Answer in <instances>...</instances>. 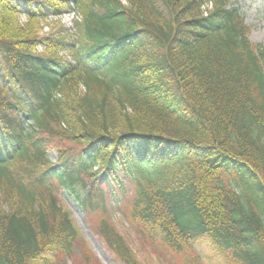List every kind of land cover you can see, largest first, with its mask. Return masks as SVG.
<instances>
[{
    "label": "trees",
    "instance_id": "obj_1",
    "mask_svg": "<svg viewBox=\"0 0 264 264\" xmlns=\"http://www.w3.org/2000/svg\"><path fill=\"white\" fill-rule=\"evenodd\" d=\"M21 8L81 20L39 37L9 22ZM248 32L230 0H0V264L72 257L82 234L62 190L85 213L124 201L134 230L167 251L206 240L264 264V48ZM82 69L87 94L45 130L38 116ZM99 232L120 263L141 264L109 222Z\"/></svg>",
    "mask_w": 264,
    "mask_h": 264
},
{
    "label": "rangeland",
    "instance_id": "obj_2",
    "mask_svg": "<svg viewBox=\"0 0 264 264\" xmlns=\"http://www.w3.org/2000/svg\"><path fill=\"white\" fill-rule=\"evenodd\" d=\"M237 7L241 14L243 22L246 23L249 29V41L254 46L264 48V0H230ZM19 14H8V20L15 29H22L27 32H33L39 37H51L52 35H62V28H69L73 25V19L70 16L62 15L61 17H36L31 18L26 14L24 8L20 9ZM45 48L42 46L37 48V51L42 53ZM61 54H70L63 52ZM102 74V75H101ZM100 76L108 77V71H104ZM86 71L78 70L74 74L64 77L62 86L56 89L53 93V100L50 108L44 109L38 116L41 125L50 129H60L61 103L75 102L81 96L86 95L88 87L85 83ZM38 127V126H37ZM44 130V131H45ZM57 152L52 150L49 152V159L57 161ZM18 162V161H17ZM12 169V168H11ZM222 179L225 183L233 184L235 187L236 180L231 176L222 174ZM240 186L249 198H257V190L253 183L246 184L241 180L238 181ZM89 189H82L81 194L85 195ZM132 190V189H131ZM135 192H130L127 198L132 199ZM60 201L63 206L72 212L73 220L79 227L82 234L81 240L78 242L77 248L74 250L72 257L66 260L63 264H83L85 254H89L93 264H122L109 250L106 242L100 235L99 229L104 221L110 223L116 231L122 234L124 239L129 243L133 252L137 254L141 264H236L229 260L224 251L210 245L206 240H200L184 248V250L176 254L170 250L161 248L158 244L152 243L151 240L142 237L134 230L140 219L134 216L130 210H126L123 205L119 208L115 203H108L106 212L92 211L85 213L79 206V202L70 191H59ZM125 208V209H124ZM136 223V224H135Z\"/></svg>",
    "mask_w": 264,
    "mask_h": 264
}]
</instances>
